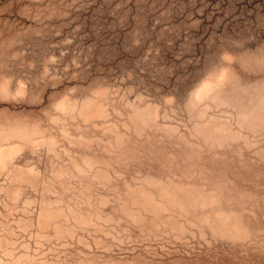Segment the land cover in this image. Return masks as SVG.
<instances>
[{
  "label": "rangeland",
  "instance_id": "rangeland-1",
  "mask_svg": "<svg viewBox=\"0 0 264 264\" xmlns=\"http://www.w3.org/2000/svg\"><path fill=\"white\" fill-rule=\"evenodd\" d=\"M0 264H264V0H0Z\"/></svg>",
  "mask_w": 264,
  "mask_h": 264
}]
</instances>
